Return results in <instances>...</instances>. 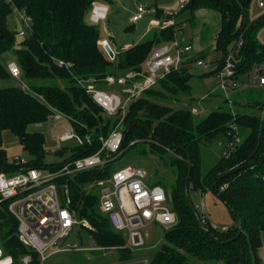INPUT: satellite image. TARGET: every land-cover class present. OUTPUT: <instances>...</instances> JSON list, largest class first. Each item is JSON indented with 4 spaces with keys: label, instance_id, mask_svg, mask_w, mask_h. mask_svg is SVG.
<instances>
[{
    "label": "trees",
    "instance_id": "obj_1",
    "mask_svg": "<svg viewBox=\"0 0 264 264\" xmlns=\"http://www.w3.org/2000/svg\"><path fill=\"white\" fill-rule=\"evenodd\" d=\"M100 1L109 0H0V82L3 83L0 86V171H8L12 164L3 148L4 130H9L29 154L27 164L52 166L43 162L45 135L28 127L47 122L55 113L64 115L83 141L82 145L68 142L56 154L63 157L71 151L73 158L92 153L100 146L99 137L109 134L120 115L107 116L86 89H106V76L140 69L156 45L174 37L171 27L157 29L151 38L117 51L110 60L100 45L103 39L100 29L88 22L93 4ZM250 2L189 0L184 7L191 15L200 8L220 14V28L214 40L215 49L221 53L216 61L218 67L241 34L242 46L235 57L237 71L244 73L264 61V46L255 38V32L264 26V16L250 21ZM12 7L31 19L25 34L17 33L18 39L7 27ZM160 14L158 11L156 18H162ZM12 59L21 71L27 90L8 84L14 80L8 70ZM58 61L70 65H59ZM209 73L213 74L214 70ZM191 75L184 65L158 79L154 87L129 104L119 127L123 133L121 150L114 159L102 167L77 172L57 182L68 183L78 217L86 218L91 224L92 230L80 229L88 234L89 243L108 249L115 247L119 260H129L133 252L124 247V235L115 231L108 216L100 212L97 190H88L86 186L110 176L114 171L111 162L130 148L138 146L143 156L147 141L150 147L171 154L174 182L170 204L178 219L175 225L164 229L163 242L149 264H260L258 252L264 230V118L259 114L242 111L233 114L217 108L194 122L189 109L173 107L180 100V94L189 92ZM250 105L261 109L264 101ZM231 123H236L238 133L240 127L248 129V133L227 156L222 155L201 175L202 145L223 135L226 148L233 139L228 135ZM186 179L189 191L210 189L221 198L234 218L232 229L217 231L201 217L202 226L199 225L185 195ZM6 206L7 201L2 203L3 208ZM0 219V246L12 256L13 264H21L20 257L29 250L18 240L16 219L5 209H0ZM85 235L80 243H86ZM188 256L196 258L198 263L190 262Z\"/></svg>",
    "mask_w": 264,
    "mask_h": 264
},
{
    "label": "built area",
    "instance_id": "obj_2",
    "mask_svg": "<svg viewBox=\"0 0 264 264\" xmlns=\"http://www.w3.org/2000/svg\"><path fill=\"white\" fill-rule=\"evenodd\" d=\"M188 1L181 0L180 10L184 9ZM258 3L264 7V0H259ZM151 12L153 10H146L139 4L132 20L137 21L144 14H151ZM106 14L107 7L97 2L93 4L88 17L92 22L100 23L104 21ZM176 15L175 12H169L165 15L166 20L160 21L155 18L156 20L151 22L150 28L171 27L174 37L154 47L141 69H129L119 75L106 76L107 86L115 87V90L96 87L86 89V92L107 116L120 115L119 121L109 134L99 137L100 146L97 149L90 154L73 158L70 157L72 152L68 151L60 162L50 167L29 165L27 164L29 159L18 156L10 161L12 164L8 171H0V209L7 210L16 219L18 240L29 250L28 253L20 257L21 264H43L49 256L72 250H115V247L108 249L96 246L94 242H90L85 247L76 242H66L75 226L89 230L93 228L86 218L78 217L68 183L66 181L59 183L57 180L77 172L102 167L114 159L121 150L123 133L119 127L129 104L139 98L147 89L154 87L160 77L184 66L183 56L190 52L192 47L183 40V36L177 38ZM19 18L26 26L20 31V35H24L31 19L22 12ZM180 33H182V29H180ZM102 38L100 45L103 49L105 45L112 49L114 56L108 57L113 60L117 52L111 47L107 38ZM241 46L242 34L236 43L229 47L220 67L216 63L219 58L211 63L205 62L202 58H198L195 62V66L210 67L211 70H214L217 90L221 92L222 101H225L228 106L233 104L231 99L233 92L246 88L249 84L256 87L264 86V65L257 63L245 73L237 71L235 57ZM58 64L70 65L63 61H58ZM8 70L12 78L18 82L19 87L27 90L28 87L21 80V71L18 65L11 61L8 64ZM158 72L160 75L157 74ZM212 94L210 93L209 96ZM261 110L260 116L264 118V107ZM190 112L193 115L198 113L197 107H191ZM232 113L234 114L233 110ZM63 116L61 113H55L53 118L61 119ZM229 127L228 135L233 136V139L227 143L223 152L224 156H227L240 141L237 125L231 123ZM60 141L63 144L68 142L75 145L83 144L79 134L73 128L70 132L62 134ZM88 143H90L89 140ZM145 179L144 169L128 164L114 170L110 176L91 182L86 186L89 190L91 187L99 185V210L108 216L115 231L124 233V247L134 248L144 245L145 240L141 229L147 225L156 224L169 228L175 225L178 220L164 188L154 184L148 185ZM5 201H7V206L3 208L2 203ZM221 230H226V227ZM33 254L36 255L35 259ZM127 261L130 260L121 261L126 262L121 264H149L148 258ZM0 264H13L12 256L4 253L1 246ZM260 264H264V261Z\"/></svg>",
    "mask_w": 264,
    "mask_h": 264
},
{
    "label": "rangeland",
    "instance_id": "obj_3",
    "mask_svg": "<svg viewBox=\"0 0 264 264\" xmlns=\"http://www.w3.org/2000/svg\"><path fill=\"white\" fill-rule=\"evenodd\" d=\"M259 0H251L248 10V18L250 21H255L259 17L264 16V7L260 6ZM107 7V14L104 21L95 24L100 29L101 37L107 38L109 44L117 51L127 49L134 43L151 38L153 32L158 28H150L151 22L158 19L156 14L158 11L161 13L159 20H166L165 16L169 12H175L178 15L176 19H180L176 25L177 38L183 36L185 42H197L199 35L205 31L210 34H217V27L220 26V16L215 10H203L201 13L208 14L210 16L199 17L195 16L188 20H185L186 10H180L181 0H109L106 2H99ZM141 4L146 10H153V12L146 13L137 21H133L132 17L136 13L137 6ZM12 12L7 16V27L16 33H19L26 26L21 21L19 16L21 12L12 7ZM183 10V9H182ZM155 11V13H154ZM189 13V12H188ZM156 18V19H155ZM197 21V24H193ZM130 26V28H128ZM178 26V27H177ZM153 27V26H151ZM182 29V33H180ZM208 29V30H207ZM256 40L264 46V26L255 32ZM215 39V37L213 38ZM214 42V40H213ZM212 42V43H213ZM157 46V45H156ZM155 46V47H156ZM192 47V46H191ZM195 51V49H194ZM193 50L185 54L184 65L188 67L189 72L192 74L188 80L190 90L187 94H180L179 101L173 103V107L189 109L191 107H197L198 113L193 115V121L198 122L204 118L210 111L220 108L230 110L235 113L242 111L251 114H261L260 107L250 105L251 102H263L264 101V86L256 87L253 84H249L246 88H242L231 94L233 100L232 106L225 105L222 100V94L217 90L216 78L214 74H210V67L203 68L195 66V62L198 58H202L207 63H211L213 60L220 58V52L215 49V44H212L208 53L204 56H198ZM9 58V54H7ZM10 61H13L10 60ZM15 62V61H13ZM257 64V63H256ZM259 64L264 65L263 62ZM255 65V64H254ZM143 65L141 66V68ZM140 68V69H141ZM252 68V67H251ZM250 68V69H251ZM248 69L245 72L250 71ZM244 72V73H245ZM207 73V75H201ZM160 75V73H157ZM264 75V71H263ZM162 77H160L161 79ZM18 85V82L13 80L8 84ZM3 83L0 82V86ZM106 89L115 90V87L106 86ZM212 94L209 96V94ZM264 107V106H263ZM236 124V123H235ZM30 131H39L45 135V150L46 155L44 157L45 165H53L62 160V156L56 154L64 144L60 141V136L66 132H70L72 127L64 116L59 118H51L44 123H35L28 127ZM248 129L239 128V143L244 139ZM3 148L5 149L7 159L11 161L13 158L21 156L29 159V154L22 148L18 139L9 131L4 130L2 132ZM71 143V142H69ZM68 143V144H69ZM72 144V143H71ZM226 142L223 135L218 136L210 143L202 145L200 149L201 160V175L214 165L220 157H222ZM171 154L169 152H162L156 148L150 147L146 141L144 144L143 156L138 152V146H134L127 150L118 159L111 162V169L116 170L128 164L138 166L144 169L146 172V183L148 185L154 184L164 188L168 198H171L170 191L174 182L173 168L170 164ZM46 172V170H44ZM95 189L99 191V185L91 187L89 190ZM189 196L194 205L198 215L204 219L211 227H215L217 231H220L223 227L232 229L235 221L231 215L227 205L221 200V198L213 193L210 189L204 191H189ZM166 226L150 224L144 229H141L144 236L145 243L142 246L129 248L133 252V257L129 259L132 262L142 258L150 259L156 249L163 242V232ZM80 227L75 226L72 233L66 239L67 243H77L83 246L89 245L88 234H84ZM124 235L123 232H120ZM86 236V243H80L81 237ZM83 242V241H82ZM258 256L260 262L264 261V230L261 232V246L259 248ZM189 261L198 263L196 258L188 256ZM124 261V260H123ZM126 261V260H125ZM116 255V250L106 251H91V250H72L68 252H59L52 256H49L43 264H121ZM203 264H213L212 262H205Z\"/></svg>",
    "mask_w": 264,
    "mask_h": 264
},
{
    "label": "crops",
    "instance_id": "obj_4",
    "mask_svg": "<svg viewBox=\"0 0 264 264\" xmlns=\"http://www.w3.org/2000/svg\"><path fill=\"white\" fill-rule=\"evenodd\" d=\"M185 9H183V10H181V11H179V12H182V11H184ZM203 10H209V9H207V8H200V9H198V10H196L195 12H194V14L193 15H191L190 13H188L187 11H185V12H187V13H185L186 15H185V20H188L189 19V21H190V18H191V16L192 17H194L195 18V16L197 17V16H199V17H206V16H210V13H208V14H204V13H201V11H203ZM210 11V10H209ZM219 14V13H218ZM178 15V14H177ZM176 15V16H177ZM219 16H220V14H219ZM180 19H178V21H179ZM219 20H220V22H221V17L219 18ZM176 21H177V19H176ZM177 21V22H178ZM197 24V21H195V23L193 24V26H195ZM219 28H220V26H218L217 27V32L219 31ZM208 30V29H207ZM215 36H214V34L212 33V34H210V32H204L203 34L201 33V35H199V37H198V41L197 42H187L188 44H190L191 46H192V50L194 51V49H195V53H196V55H198V56H204V55H206L207 53H208V49H209V47L212 45V44H214V42H213V40H215V39H213ZM213 42V43H212ZM112 47V46H111ZM113 48V47H112ZM114 49V48H113ZM115 50V49H114ZM116 51V50H115ZM117 51H119V50H117ZM116 51V52H117ZM220 56H221V53H220Z\"/></svg>",
    "mask_w": 264,
    "mask_h": 264
},
{
    "label": "water",
    "instance_id": "obj_5",
    "mask_svg": "<svg viewBox=\"0 0 264 264\" xmlns=\"http://www.w3.org/2000/svg\"><path fill=\"white\" fill-rule=\"evenodd\" d=\"M104 49H105L107 55H108L110 58H112V57L114 56V53H113L112 49H111L108 45H105ZM189 171H190V164H189V167H188V172H189ZM187 178H188V177H187ZM184 189H185V195H186V197H187L188 203H189L191 209L193 210V212H194V214H195V216H196V220H197V222L199 223V225L202 226V220H201L200 216L198 215V213H197V211H196L194 205L192 204V201H191L190 196H189L188 179H186V181H185V188H184ZM0 222H2V219H0Z\"/></svg>",
    "mask_w": 264,
    "mask_h": 264
},
{
    "label": "bare ground",
    "instance_id": "obj_6",
    "mask_svg": "<svg viewBox=\"0 0 264 264\" xmlns=\"http://www.w3.org/2000/svg\"><path fill=\"white\" fill-rule=\"evenodd\" d=\"M91 21V20H90ZM92 22V21H91ZM94 23V22H93ZM95 24H98V23H95Z\"/></svg>",
    "mask_w": 264,
    "mask_h": 264
}]
</instances>
